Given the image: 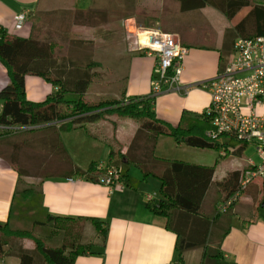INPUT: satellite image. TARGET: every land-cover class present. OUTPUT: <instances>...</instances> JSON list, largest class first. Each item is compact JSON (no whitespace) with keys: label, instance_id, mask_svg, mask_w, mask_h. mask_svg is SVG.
<instances>
[{"label":"trees","instance_id":"16d2710c","mask_svg":"<svg viewBox=\"0 0 264 264\" xmlns=\"http://www.w3.org/2000/svg\"><path fill=\"white\" fill-rule=\"evenodd\" d=\"M175 1L181 10L211 5L227 16L250 3ZM139 3L108 0L105 9L66 3L37 12L41 25L67 38L63 54L56 52L58 45L54 41L20 36L0 26V60L13 88L12 94L2 96L0 123L13 126L59 121L12 133L0 131V156L18 174L8 218L0 222V254L4 259L14 258L17 264H74L79 254L103 252V220L55 215L43 203L42 183L46 177L76 174L99 182L97 161H91L86 169L73 164L61 138L63 130L83 127L92 137L107 142L106 163L121 167L122 185L137 183L128 173L130 165L140 170L143 179L152 175L161 180L159 203H148V207L165 216L167 226L176 234L175 264H184L186 250L200 245L203 256L199 264H226L220 241L231 227L232 206L239 197L231 200L225 210L220 206L239 189L249 165L218 176L214 166L159 157L155 147L161 134L186 145L221 147L224 155L242 152L246 143L230 148L228 139L222 136L231 134L211 137V115L205 109L193 114L183 111L180 121L172 124L155 111L157 93H126L131 58L143 52L121 44L125 36L123 21L136 13ZM35 18L38 20L36 15ZM257 34H264L263 2H257L233 27L226 28L225 42L231 39V43L221 51L220 70L231 59L238 36ZM122 55L125 63L120 60ZM28 75L43 77L55 88L42 100H31L26 94ZM68 93L78 95L72 98ZM122 130H130L124 149L120 146ZM260 190L264 202V178L260 179Z\"/></svg>","mask_w":264,"mask_h":264},{"label":"crops","instance_id":"0c3cea01","mask_svg":"<svg viewBox=\"0 0 264 264\" xmlns=\"http://www.w3.org/2000/svg\"><path fill=\"white\" fill-rule=\"evenodd\" d=\"M143 2V22L152 21L155 26L171 31L175 38L187 47L180 75L181 89L159 92L154 102L159 117L177 124L183 111L186 114L199 113L209 104L210 92L204 81L217 75L220 70L221 51L231 43V39H226L225 42L226 28L233 27L253 5L257 2L264 3V0H250L248 5L237 8L231 16L211 5L181 10L178 2L174 5L175 0H159V6H154L152 0ZM169 2L173 5L166 6ZM66 3H72L78 8L92 7L90 2L85 0H0V26L20 36H35L54 41L58 45L56 52L63 54L67 38L41 25L38 22V13L48 11L51 5L61 7ZM152 10L157 11V14L150 13ZM21 12L25 13V18L21 25L17 26V17ZM128 21L135 23V14L125 18V22ZM137 22L139 26L144 25L141 21ZM141 51L143 53L132 56L130 61L127 94H147L152 89L157 57L153 53ZM54 88L55 86L43 77H26V94L31 100H42ZM12 93L9 75L0 60V111L2 96ZM6 132L12 133L11 130ZM126 133L128 136L130 130ZM126 133L121 131L120 146L123 149L126 147ZM61 138L73 164L83 169H86L91 161L108 159L107 142L92 137L83 127L63 130ZM196 150L204 149L177 143L172 136L161 134L157 140L155 154L159 157L214 166L218 176L248 164V160L239 162L235 157L227 159L228 153L224 155L222 150L223 157L213 163L201 158H186L194 155ZM242 152L231 154L240 155ZM132 167L137 169L136 173L131 172ZM128 173L133 181H137L135 186H109L76 174L70 176L71 178H44L43 203L50 213L73 218L94 216L103 220L102 226H106L105 244L100 247L103 252L79 254L75 257L74 264H175L173 260L177 253L176 234L167 226L165 216L154 213L148 207V203H159L161 180L152 175L143 179L140 170L134 165L129 166ZM17 177L15 167L0 156V222L8 218ZM150 177L158 180L155 186L159 189L158 194L149 192L147 183L141 184ZM148 194L153 197L149 199ZM87 230L90 231L91 227L87 226ZM220 242L226 264H264V202L260 179L248 183L233 204L231 227ZM202 252V245L188 248L184 264H199ZM0 264H17V260L10 257L4 259L0 254Z\"/></svg>","mask_w":264,"mask_h":264},{"label":"built area","instance_id":"2783aa9c","mask_svg":"<svg viewBox=\"0 0 264 264\" xmlns=\"http://www.w3.org/2000/svg\"><path fill=\"white\" fill-rule=\"evenodd\" d=\"M25 13H19L20 26ZM137 48L153 53L157 64L152 78V92L180 90V75L187 47L179 42L171 31L160 26L134 29ZM210 92V101L205 108L211 115L212 128L208 134H231L245 143H252L259 161L248 160V169L240 182L239 189L220 209L225 210L231 200L239 197L248 183L264 178V34L238 36L233 45L231 59L217 75L204 81ZM59 121H45L37 124L7 126L0 123V131L26 130L45 127ZM99 182L109 186L122 185L119 181L121 167L99 161ZM71 178V177H69ZM152 194H148L151 199Z\"/></svg>","mask_w":264,"mask_h":264},{"label":"rangeland","instance_id":"374dc122","mask_svg":"<svg viewBox=\"0 0 264 264\" xmlns=\"http://www.w3.org/2000/svg\"><path fill=\"white\" fill-rule=\"evenodd\" d=\"M85 1L87 3L90 2L92 7H98V9H105L108 6V0H85ZM142 1L143 0H139L140 3L138 4V8H137L136 13H135L136 22L137 21L143 22V13H144L143 12V5L145 4V2L142 3ZM152 1L154 3V6L155 5L159 6V0H152ZM171 1H173V0H171ZM175 4H177V1L174 2V5ZM167 5L171 6L173 4H172V2H169V4L168 3L166 4V6ZM154 12L155 11L152 10V12H150V13H154ZM155 13L157 14V11ZM135 23H134V21L133 22L128 21L126 23L125 19L123 21V25L125 28V36H124V40L123 39L121 40V44L124 45V43H125L128 46V48H137V44L135 42V36H134V29L136 27H139V25H137L138 22L136 24ZM143 24H144V25H142L143 27L155 26L154 22L148 21V20L143 22ZM80 30L84 31L83 29H77V31H80ZM120 60H122L123 63H125L126 57L122 55ZM67 95H69L68 97L76 98L77 97L76 95H78V94L68 93ZM223 138L228 139L230 148L232 146H236L238 144L244 143L243 141L239 140L238 138L232 137L229 135H224V136H222V139ZM201 149H204V150H196L194 155H189L190 157H186V158H194V159L201 158V159L206 160L208 163H213L219 157H220V159H221V157H223L221 154V152H222L221 147H201ZM201 151H204V152H201ZM233 157H235L239 162L240 161L244 162L243 160H249V159H253L254 161H259L258 155L256 154L255 149H254V145L252 143H246V147L240 155H233V154L229 153L226 156L227 159L233 158ZM183 158H185V157H183ZM131 169H132L131 172L136 173L137 169L135 167H132ZM157 182H158V180L156 178L150 177L147 181H145L141 184L144 185L147 183V186L149 185L148 186L149 192L158 194L159 189H158V187L155 188V186H157L156 185ZM192 261H195V260H192ZM194 264H195V262H194Z\"/></svg>","mask_w":264,"mask_h":264}]
</instances>
